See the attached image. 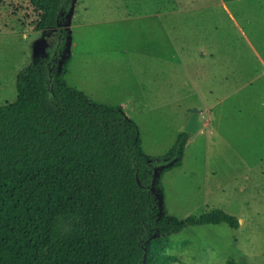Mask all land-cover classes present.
<instances>
[{
	"label": "rangeland",
	"instance_id": "obj_1",
	"mask_svg": "<svg viewBox=\"0 0 264 264\" xmlns=\"http://www.w3.org/2000/svg\"><path fill=\"white\" fill-rule=\"evenodd\" d=\"M65 22L67 83L121 107L146 155H164L197 110L182 166L161 179L165 199L152 192L172 216L221 209L239 228L169 236L175 264H264V0H73ZM55 39L0 34V106Z\"/></svg>",
	"mask_w": 264,
	"mask_h": 264
},
{
	"label": "trees",
	"instance_id": "obj_2",
	"mask_svg": "<svg viewBox=\"0 0 264 264\" xmlns=\"http://www.w3.org/2000/svg\"><path fill=\"white\" fill-rule=\"evenodd\" d=\"M72 4L0 0V34L56 33L52 50L19 71L16 99L0 106V264H175L169 236L220 224L236 231L238 219L221 209L181 219L152 192L154 183L165 199L161 179L182 166L187 133L150 157L121 107L67 83Z\"/></svg>",
	"mask_w": 264,
	"mask_h": 264
},
{
	"label": "water",
	"instance_id": "obj_3",
	"mask_svg": "<svg viewBox=\"0 0 264 264\" xmlns=\"http://www.w3.org/2000/svg\"><path fill=\"white\" fill-rule=\"evenodd\" d=\"M200 124H199V117L197 114V110L193 109L191 111V114L187 118V121L182 129V132H185L187 134H193L199 131Z\"/></svg>",
	"mask_w": 264,
	"mask_h": 264
}]
</instances>
